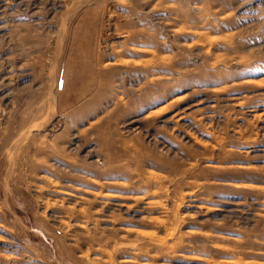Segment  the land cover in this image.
I'll return each mask as SVG.
<instances>
[{
    "label": "rangeland",
    "instance_id": "374dc122",
    "mask_svg": "<svg viewBox=\"0 0 264 264\" xmlns=\"http://www.w3.org/2000/svg\"><path fill=\"white\" fill-rule=\"evenodd\" d=\"M0 264H264V0H0Z\"/></svg>",
    "mask_w": 264,
    "mask_h": 264
}]
</instances>
